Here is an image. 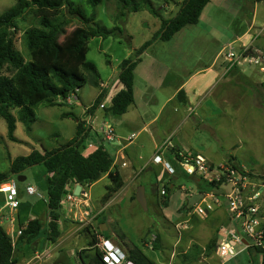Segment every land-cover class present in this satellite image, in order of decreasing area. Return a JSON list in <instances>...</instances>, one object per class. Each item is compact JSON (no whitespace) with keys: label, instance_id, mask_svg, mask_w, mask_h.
Instances as JSON below:
<instances>
[{"label":"rangeland","instance_id":"1","mask_svg":"<svg viewBox=\"0 0 264 264\" xmlns=\"http://www.w3.org/2000/svg\"><path fill=\"white\" fill-rule=\"evenodd\" d=\"M15 1L0 0V14L13 6ZM71 1L86 16L94 12L95 21L100 26L108 29L116 26L120 28V34L116 36L104 39L95 37L87 43L86 60L94 64L104 85L112 82L119 71L120 62L133 57L135 50L159 30L161 22L178 12L182 2L148 0L154 13L143 9L137 12L128 11L121 15L116 0H101L95 8L87 5L85 0ZM52 19L63 22V33L58 37L59 43L73 29L82 26V23L70 16L64 8L57 11ZM29 28H40L34 7L28 8L15 23L14 47L24 61L29 60V53L24 44L23 33ZM244 32V36L239 38ZM229 44H232L235 51L252 44L254 48L264 53V0H210L203 8L196 25L183 27L169 43L158 42L146 55L144 53L141 55V58L145 56L143 59L145 64L154 62L153 70L156 73L158 71L162 74L169 73L168 76L171 77V72L168 71L170 67L178 75L174 78L175 83L186 81L185 90L190 100V105L182 108L177 105V98L173 99L168 107L158 114L156 123L149 129L157 131L164 128L168 134L171 133L167 146H176L179 151H173L176 156L179 153L183 155L198 153L213 165L224 166L230 163L237 165L251 178L254 185V189L252 186L245 191V202H249L247 198L252 194L251 190L260 193L258 200L252 203L258 208L263 228L264 71L260 72L251 66L229 69L227 64L226 70L219 69L221 58L212 63L213 58ZM153 58L164 59L168 69L157 64ZM221 66L224 68V65ZM3 73L11 75L5 69ZM119 88L121 85L116 81L111 95ZM163 91L167 94L168 91H172V86L167 85ZM97 92L98 88L85 82L79 88L72 105L49 106L45 101L39 102L33 106L35 120L27 125H22L18 119L19 108L9 109L17 119L15 140L8 138L6 123L0 117V173L7 172L16 157L25 156L33 149L51 150L71 140L76 131L75 118L81 117L84 107L94 101ZM136 92L139 96L138 87ZM156 98L159 99L160 96L156 94ZM102 100L99 106L104 107L103 103L109 105V100ZM173 107L176 110L173 111ZM169 114L171 121L166 119ZM112 124H115L114 120ZM144 136L145 133H142L136 143L142 145ZM145 143V147L140 151L144 158L152 153V147L147 146V140ZM113 145L115 143L108 144L106 149L111 151ZM165 156L181 175L177 180H171L165 174L153 186L155 192L152 193L157 197L155 202L149 192L150 184H141L145 187L148 197L146 210L138 203H128L124 197H120L115 211L113 207L116 202L112 204L110 202L100 221L101 224H105L108 217H112L117 223L108 221L107 231L123 233L127 242L142 249L144 254L155 262L154 264H264V246L260 250L253 248L240 250L241 247L237 246V254L223 260L217 257L215 250L205 246L211 237L220 239L233 228L239 231V227L227 218L222 207L215 208L203 219L192 214L193 207L205 194L204 188L210 189L208 194L216 195L226 194L228 187L216 183V186L211 187L212 183L204 178H188L187 175H183L185 173L183 168L169 154L166 153ZM143 163L144 159L139 161L140 166ZM159 175L160 172L157 176ZM23 176L25 180L22 182L11 176L19 189L18 209L3 208L4 196L0 193V211L4 215L5 223L12 217L15 218L17 211L23 216L28 214L30 206L39 202L37 207L40 208L46 201L45 169L41 165L33 166L25 169ZM199 182L203 192L198 189L195 192V183ZM107 183L108 179H103L93 187L90 194L93 199L101 198ZM152 183L154 184V178ZM27 185L37 188L38 195H28L25 191ZM170 185L174 187L171 188ZM164 188L165 192L166 188L169 189L166 207L160 204L162 199L160 194ZM96 227L99 226L96 224ZM71 241L78 249L88 246L82 237L80 240L73 238ZM36 248L38 249L37 246Z\"/></svg>","mask_w":264,"mask_h":264},{"label":"trees","instance_id":"2","mask_svg":"<svg viewBox=\"0 0 264 264\" xmlns=\"http://www.w3.org/2000/svg\"><path fill=\"white\" fill-rule=\"evenodd\" d=\"M87 5L95 8L101 0H85ZM121 15L128 11L137 12L143 9L154 13L148 0H116ZM210 0H182L178 12L169 19L163 20L158 31L135 50L133 57L122 60L115 77L121 88L111 97L105 111L112 115L126 113L134 102L133 80L134 70L140 62L141 55L156 41H168L187 25H196L203 8ZM34 7L35 15L39 18L40 28H29L24 31V44L29 53V60L24 61L22 55L15 49L13 36L15 23L23 13ZM66 9L67 13L77 18L81 27L73 29L59 43L58 37L63 33V22L53 20L56 12ZM120 34L119 27L105 28L95 21L92 12L86 16L71 0H16L14 5L0 14V117L6 123L7 136L14 141V131L17 119L10 112L11 108H19L18 119L22 125L35 120L33 106L45 101L49 106L65 105V99L76 89L88 82L93 87H100L101 81L94 64L86 60L87 43L90 39H102ZM11 75H5L3 70ZM183 93H177L179 97ZM103 97L100 94L93 105L88 108L90 113L96 109ZM69 116V114H67ZM76 119L74 137L68 142L51 150L33 149L25 156L16 157L10 164L9 170L0 173V184L11 179V176H23L25 169L41 165L46 171L45 192L49 222L47 225V241L54 243L59 236V210L63 197L70 192L72 185L89 186L102 177L107 176L104 199H109L123 185L120 172L113 166V157L102 144L89 145L90 129L85 122ZM88 144V145H87ZM178 158V157H176ZM238 169L234 163H230ZM186 175V174H185ZM188 178H192L187 175ZM172 180V179H171ZM211 187L216 186L211 182ZM166 192L169 189L166 188ZM160 204L166 207L168 199L163 194ZM20 234L17 243H29L42 234V225L36 218L18 225ZM92 226L86 227L90 229ZM90 249L94 248L97 235L107 238L106 232L95 227ZM217 238H212L206 245L215 250ZM0 225V264H15L12 253L15 245ZM258 249L250 247L249 249ZM96 249V248H95ZM126 258L136 264H154L140 249L133 248ZM70 264V263H59ZM92 264H101V253L96 249Z\"/></svg>","mask_w":264,"mask_h":264},{"label":"crops","instance_id":"3","mask_svg":"<svg viewBox=\"0 0 264 264\" xmlns=\"http://www.w3.org/2000/svg\"><path fill=\"white\" fill-rule=\"evenodd\" d=\"M244 34L245 32L241 34L239 38L243 37ZM170 40L163 42L169 43ZM158 42H162V41L154 42L144 52V54L146 55L150 51V49H152L157 45ZM219 52L220 51H218L214 56L212 63L218 60L217 55ZM144 57L140 59V62L137 64L134 70V80H133L134 102L128 107L126 113L122 115L109 114L105 111V108L108 107L109 105L106 106L104 103H103L104 107L102 109H100V107L98 106L90 113L87 111L88 108H90L93 105L96 98L102 93H103V97H102L103 100L105 99V101L106 100L110 101L111 97L114 95V94L111 95V92H112V88L114 87V84L117 81L115 79L118 73L117 72L115 77L112 79V82L109 85H104V83L101 82L100 87H96L98 88V92L94 97L95 98L94 101L84 107V110L82 111L80 117V119H82L85 122L84 124L86 128L90 129L91 140H89V145L102 144L105 146V148L107 147L108 144L105 142V139L101 132L103 122H107L111 124L114 129L115 135L119 138L125 139L128 138L131 134H135V138L130 143L127 144L122 143L120 146L115 144L111 147V151L108 150V152L112 155L113 158L117 151H119L120 153L118 162L113 166L114 168L116 167V169L120 172L122 176L123 179L122 187L116 193H114L109 199L105 200L104 197L106 194V186L109 184V180H108V183L105 186V193L101 196L99 200L93 199L92 195H90L91 209L96 215V217L92 222L91 225L92 228L88 230L86 229V227H81L79 222L77 221V217H79L78 210H76L73 206L65 203V201H63L62 199V203H61L62 206L59 210L60 217L58 220V230L60 234L54 243H49L47 241V231H48L47 225L49 222V214H48L46 201H44L43 206H41L40 208L37 207V205H39V202H37L34 206H30L28 214H24L23 216L22 215L20 216V212L17 211L16 212L17 216L15 218L12 217V219L7 220L8 223H5L4 215L1 214L0 211V225L4 226L6 233L10 237H13L15 243H17V239L19 236L17 234V231L19 230L18 228L19 224L26 223L28 220H32L36 218L40 221L42 225V234L40 237L31 240L29 243H17L15 245L12 253V260L15 262V264H59V263L92 264V260L95 257V253H96L95 247L90 249L87 246L78 249L75 247L76 245H74L71 240L73 238L75 239L79 238L80 240V238L82 237L85 240V245H87L91 241L92 233L94 232L93 230L95 229L96 224L99 226L101 231L106 232L105 236H107V238L102 235L101 236L110 240L116 247L122 250L126 255L133 248H137L127 242L128 240H126L127 238L123 233L118 234L115 232V230L112 233H109V231H107L108 221L117 223V221H115L112 217H108L107 222L103 224L105 230H102L103 226L101 224L100 217L109 207L110 202L111 204L113 202H116L113 208L114 211L117 210L120 197L126 198L128 200V203L131 204L137 203L135 199L136 190L139 186H141V184H146V183L150 184L149 192L150 194H152L151 195L152 200L154 199L153 201L155 202L157 197H155V193L154 194L152 193V191L155 192L153 186L157 182H159L161 178L165 176V174L167 175V178H170L172 180H177L178 176L181 175L179 170L175 167L173 168L168 162V160L165 159L166 157L165 154L167 153L170 155L172 159L176 161V163H178L179 160V158H177L176 160V154L173 153V151L175 150L179 152L178 149H176V146L175 145H169V147L167 146L170 142L171 133L168 134V131H166V129L164 128L157 131H152V129L150 130L149 128H151V126L156 123L158 114L162 112L166 107H168L167 105H169L173 101V99L177 98L176 103L182 108L188 107L190 105L189 96L185 90L186 81H179L175 83L174 78H177L178 75L170 67L168 69V66H166L164 59L156 60L153 58V60L157 64H160L162 67L168 69V71L171 72V77L168 76L169 73L162 74L161 71H158L156 73L153 70L154 62L145 64V62H143ZM221 65H224V68H222ZM225 66L226 63L221 58V64L219 65V69L226 70ZM167 85L172 86V91H168L167 94H165L163 89L166 88ZM117 86L118 84H116L115 87ZM136 87L139 88V96L137 95L138 92H136ZM180 90H182L183 93L179 97H177L176 95ZM156 94L160 96L159 99L156 98ZM174 110H176V108L173 107V111ZM166 119H168L167 121L170 120V114L166 116ZM113 120L115 121L114 125L112 124ZM142 133H145L144 141L142 145L139 143L137 144L136 141L142 135ZM146 140L148 144L147 146L152 147V153L148 157L144 158L140 154V151L142 150V148L145 147ZM121 146L123 148H121L120 151L119 148ZM157 150L159 151V156L163 160V162L160 164L153 162V157ZM195 154L198 153H194V155ZM142 159H144V163L142 164V166H140L139 161H141ZM164 162H167L174 169L173 174H170L167 171ZM121 163H125V166H122ZM159 172L160 175L157 176ZM185 174L186 173H184L183 175ZM189 176L198 177L196 175H189ZM152 178H154V184L152 183ZM103 179H108V178L107 176H104L100 180L89 186V194H91V190L93 189V187H95V185L98 182L102 181ZM77 185L78 184L72 185L71 191H74ZM170 186L171 188L174 187V185H170ZM142 187L144 188V195L147 205L148 197L146 195L145 187L144 186ZM195 188H196L195 192H197L198 190L200 192H203L201 191L202 185L200 182L198 184L195 183ZM17 190L19 194L18 187ZM163 191H165V188ZM204 191L205 193H209L210 189L204 188ZM164 195L167 197L168 192H165ZM222 208L224 212L227 214V218H229L230 220V216L226 208L225 207ZM28 215L29 217H27ZM212 238L213 237H211L210 239ZM209 240L207 241L206 244H208ZM66 243L68 244L66 245ZM36 246L38 247V249L39 248L40 249L38 250ZM140 250L143 252L142 249ZM37 256L39 257V259L35 260Z\"/></svg>","mask_w":264,"mask_h":264},{"label":"built area","instance_id":"4","mask_svg":"<svg viewBox=\"0 0 264 264\" xmlns=\"http://www.w3.org/2000/svg\"><path fill=\"white\" fill-rule=\"evenodd\" d=\"M217 57L218 59L222 58L229 69L251 66L257 68L260 72L264 71V53L258 48H254L252 44L242 46L237 51L233 49L232 44H229L222 48ZM77 92L78 89L65 99L67 105L73 104V101L76 100ZM99 107L102 108L103 106ZM101 132L107 144L115 143L120 146L122 143H130L135 138V134H131L125 139L117 137L112 125L107 122L102 123ZM121 148L123 147L119 148L120 151ZM119 157L120 153L117 151L113 158V165L118 162ZM177 157L179 158L178 163L186 174L196 175L209 182L219 184V186L226 185L228 187L226 194L212 195L205 193L192 210L194 216L203 219L210 215L215 208L225 207L229 213L230 220L239 227L238 232L235 229L229 230L222 238L217 239L215 244L216 255L223 260L234 257L238 252L236 251L237 246L241 247L240 250H247L250 247L263 248L264 227L262 228L260 223L258 208L252 203L258 200L260 193L251 190L252 194L247 198L249 202H245L244 200V197L246 198L245 191L252 186L254 189L251 178L231 164L224 166L213 165L199 154L183 155L179 153ZM153 162L157 164L163 162L158 150L153 157ZM121 165L125 166V163H121ZM164 165L170 174L174 173V169L167 162H164ZM80 186L78 195L70 191L63 197V201L78 210L79 217H77V221L80 226L88 227L92 225L96 215L90 205V185ZM25 191L28 195H38L37 188L31 185H27ZM0 193L4 196L3 208L16 210L19 207V200L17 199L18 190L15 180L10 179L1 183ZM161 194H165V191L162 190ZM17 234H20V230L17 231ZM11 241L13 244L15 243L13 237H11ZM94 247L101 253V264H136L132 260H128L122 250L101 235L96 236ZM37 259H39L38 256L35 260Z\"/></svg>","mask_w":264,"mask_h":264},{"label":"water","instance_id":"5","mask_svg":"<svg viewBox=\"0 0 264 264\" xmlns=\"http://www.w3.org/2000/svg\"><path fill=\"white\" fill-rule=\"evenodd\" d=\"M16 180L19 182H22L25 180L24 176H15ZM81 186L77 185V187L74 189L73 193L75 195L79 194ZM135 199L137 201V203L143 208V210H146V199H145V195H144V188L142 186H139L136 190V195H135ZM103 226V224H102ZM102 230H105V227H102Z\"/></svg>","mask_w":264,"mask_h":264},{"label":"clouds","instance_id":"6","mask_svg":"<svg viewBox=\"0 0 264 264\" xmlns=\"http://www.w3.org/2000/svg\"><path fill=\"white\" fill-rule=\"evenodd\" d=\"M177 157V156H176Z\"/></svg>","mask_w":264,"mask_h":264}]
</instances>
